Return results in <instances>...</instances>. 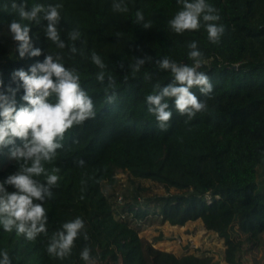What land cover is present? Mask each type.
<instances>
[{
  "label": "trees",
  "instance_id": "1",
  "mask_svg": "<svg viewBox=\"0 0 264 264\" xmlns=\"http://www.w3.org/2000/svg\"><path fill=\"white\" fill-rule=\"evenodd\" d=\"M14 2L24 0H0V91L22 84L12 80L13 71H27L47 53H59L66 67L80 73L96 116L69 129L55 159L45 165L49 170L60 168L58 186L44 202L48 235L29 241L0 226V251L9 252L12 264H86L80 257L85 246L91 249L93 264H212L210 256L177 254L139 234L147 222L182 226L200 220L222 239L225 263L243 264L230 226L264 236V0H208L226 29L216 44L208 40L203 26L182 34L171 29L168 22L181 8L177 0H125L126 12L114 11L113 0H26L28 9L61 5V39L67 42L73 29L81 34L76 54L47 40L46 21H21ZM138 10L150 28L136 23ZM13 20L30 23L34 47L42 49L40 56L19 57L9 32ZM193 40L203 52L200 71L213 84L210 97L193 91L208 108L188 120L172 106L169 127L163 131L148 112L146 97L156 91V84L171 82V73L155 63L133 73L128 65L142 55L154 60L168 56L190 65L187 44ZM92 52L102 57L116 80L114 103L106 102L104 85L96 79L99 69L91 60ZM121 61L123 69L117 67ZM23 94L20 87L17 107L26 104ZM8 152L0 149V180L19 166ZM119 172L136 184L117 208L104 188L116 183ZM141 179L163 185L167 192L147 193ZM76 217L84 220L88 239L78 237L64 260L50 256L49 237ZM254 264H264V256Z\"/></svg>",
  "mask_w": 264,
  "mask_h": 264
},
{
  "label": "clouds",
  "instance_id": "2",
  "mask_svg": "<svg viewBox=\"0 0 264 264\" xmlns=\"http://www.w3.org/2000/svg\"><path fill=\"white\" fill-rule=\"evenodd\" d=\"M177 2L181 8L168 22L174 32L182 34L203 26L210 42L216 44L221 41L226 29L220 23L218 9L208 0ZM12 7L17 9L21 21L36 24L46 21L45 36L58 49L68 48L71 54L78 52L76 41L81 35L78 28L68 33L67 42L61 39L58 28L61 5L38 4L28 9L24 0L19 4L14 2ZM112 7L118 12L128 10L125 0H113ZM136 23L146 29L151 27L139 10L136 12ZM30 31V23L13 20L9 25L20 58L42 54L40 47H34ZM187 47L188 57L192 61L190 65L178 63L168 56L154 60L148 55L134 56L135 62L128 65L133 73L139 72L148 63H155L159 69L171 73V82L165 86L156 84V91L146 97L148 112L155 116L163 131L169 127L172 106L188 120L207 110V102L200 99L193 89H198L205 97H210L213 91L209 75L200 71L203 67V52L197 41H191ZM91 60L99 69L96 79L104 85L106 102L114 103L117 87L115 78L107 72L108 65L96 52H92ZM117 67L123 69V61ZM145 79L151 80V74L145 73ZM12 80L22 84L15 88L9 85L6 91H0V149L8 148L9 158L19 166L14 173L0 180V226L6 232L15 230L27 240L34 241L42 234L48 235V212L44 202L53 196L52 189L58 186L60 180V168L49 170L45 165L55 159L57 150L63 146L65 133L86 120L94 119L96 108L88 92L81 86L80 73L75 68L66 67L59 53H47L43 61L30 65L27 71H13ZM0 85H3L2 80ZM20 87L24 89L22 100L26 104L17 107L15 97ZM52 97H55L54 102ZM18 139L20 144L16 143ZM6 186H11L14 191H9ZM80 236L88 239L81 217L63 223L48 239V254L64 260L71 255L75 241ZM80 257L86 264H93L89 247L82 249ZM0 264H12L7 250L0 251Z\"/></svg>",
  "mask_w": 264,
  "mask_h": 264
},
{
  "label": "rangeland",
  "instance_id": "3",
  "mask_svg": "<svg viewBox=\"0 0 264 264\" xmlns=\"http://www.w3.org/2000/svg\"><path fill=\"white\" fill-rule=\"evenodd\" d=\"M116 178L117 181L114 185H105L104 189L113 205L119 208L136 183L132 182L125 172H119ZM139 183L148 188L147 193L163 194L167 192L166 187L151 180L141 179ZM169 190L172 191V188ZM137 196L142 198L144 195L138 191ZM229 230L233 239L239 244L243 264H254L263 258V235L249 231L242 233L236 225L230 226ZM139 234L150 240L156 247L171 250L177 254L192 252L206 255L211 257L212 264H226L223 258L222 239L215 232L206 230L200 220L187 222L182 226H172L167 222H147L142 224ZM250 240H252V244Z\"/></svg>",
  "mask_w": 264,
  "mask_h": 264
}]
</instances>
